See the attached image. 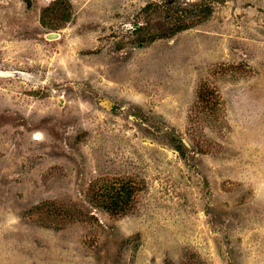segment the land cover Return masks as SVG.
Here are the masks:
<instances>
[{
	"label": "rangeland",
	"instance_id": "374dc122",
	"mask_svg": "<svg viewBox=\"0 0 264 264\" xmlns=\"http://www.w3.org/2000/svg\"><path fill=\"white\" fill-rule=\"evenodd\" d=\"M0 264H264V0H0Z\"/></svg>",
	"mask_w": 264,
	"mask_h": 264
},
{
	"label": "trees",
	"instance_id": "16d2710c",
	"mask_svg": "<svg viewBox=\"0 0 264 264\" xmlns=\"http://www.w3.org/2000/svg\"><path fill=\"white\" fill-rule=\"evenodd\" d=\"M130 32H137L139 30V25H130L127 29ZM208 94L204 93L203 91H199L198 94V99L199 100H205V97ZM103 195L101 196H108V202L105 205H101L103 209H105L107 212L112 213V214H120L123 212V207L121 206V198H123V193H114L112 191L109 192V189H106Z\"/></svg>",
	"mask_w": 264,
	"mask_h": 264
},
{
	"label": "water",
	"instance_id": "95a60500",
	"mask_svg": "<svg viewBox=\"0 0 264 264\" xmlns=\"http://www.w3.org/2000/svg\"><path fill=\"white\" fill-rule=\"evenodd\" d=\"M59 37H60L59 34H50V35H48L46 38L52 40V39H56V38H59Z\"/></svg>",
	"mask_w": 264,
	"mask_h": 264
}]
</instances>
